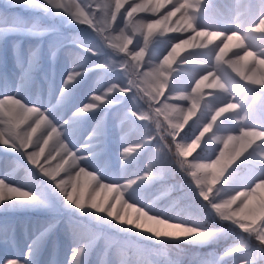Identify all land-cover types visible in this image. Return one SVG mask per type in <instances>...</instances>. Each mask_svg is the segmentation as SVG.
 <instances>
[{
  "label": "snow or ice",
  "instance_id": "6c2138e0",
  "mask_svg": "<svg viewBox=\"0 0 264 264\" xmlns=\"http://www.w3.org/2000/svg\"><path fill=\"white\" fill-rule=\"evenodd\" d=\"M34 2L14 0L16 4ZM46 3L91 28L117 58L110 57L106 65L97 67L118 69L126 78L123 85L114 83L102 93H93L71 119L110 105L114 93L130 96L133 107L129 109L130 117L125 119L130 120L133 128L142 125L143 134L139 140L126 143L122 159L127 162L149 149H153L152 158L141 175L127 179L124 184L104 182L84 163L82 149L88 145L76 148L66 142L63 131L68 120L63 124L54 122L46 109L25 104L14 95L0 96V145L22 152L75 209L90 208L121 225L168 241L193 236L208 241L224 233V228L169 219L125 199V192L137 183L165 178L160 156L166 154L185 175L188 186L204 202V207L237 237V242L221 255L209 254L198 264H222L229 259L236 264H264V43L245 44L252 34H259L264 41V0L255 4L247 0L242 7L254 19L226 30L210 25L204 18L206 0H46ZM137 13L152 15L137 18ZM138 36L142 37L143 46ZM157 37H171L159 52L153 50ZM216 39L219 43L213 45ZM134 41L136 46L130 47ZM233 41H237L234 46L239 51L233 53L234 59L226 60ZM86 51L96 54L90 48ZM182 52L186 54L181 55ZM249 61L252 66L246 72ZM182 72L189 77L188 87L176 83ZM80 75V71L70 72L65 87ZM212 100L217 103L213 105ZM224 117L234 122V128L225 127ZM193 127L195 131L189 137L188 130ZM94 135L95 131L89 139ZM208 141H214L210 154L196 153L200 149L196 145L202 148ZM82 176L95 182L94 191L107 187L115 192V203H98L94 197L86 200L79 184ZM34 197V193L0 180V203ZM117 203L134 208L135 217L117 210ZM53 227L49 225L36 237L24 259L6 258L4 264H30L34 246ZM84 251V244L74 247L69 264H82Z\"/></svg>",
  "mask_w": 264,
  "mask_h": 264
},
{
  "label": "rangeland",
  "instance_id": "374dc122",
  "mask_svg": "<svg viewBox=\"0 0 264 264\" xmlns=\"http://www.w3.org/2000/svg\"><path fill=\"white\" fill-rule=\"evenodd\" d=\"M224 1L206 0L205 9L212 10L213 14L220 12ZM238 2L237 9L241 6L237 15L239 18L235 22L237 21L236 24L243 26L245 20L250 19L247 10L242 7L247 0H239ZM249 2L255 4L257 0H249ZM48 11H55L63 16L68 14L63 10L51 7L46 3V0H35L32 4H16L14 0H0V95H14L21 99V96L25 98V95L29 92L40 93L42 102L39 103V106L28 101L25 104L45 108L50 117H56L59 123L62 120L63 122L68 120L69 124L64 125L63 136L67 134V136H64L66 142L74 143V147H81L85 144L84 142L88 145L89 142L83 137L90 136L89 134L95 131L96 135L92 136L91 140L89 139L91 142L93 141L92 144L83 151L89 162L96 164V170H90L98 172L99 169H102L103 172L101 171L98 176L104 182L122 185L127 179L141 175L153 154V149H149L139 153L134 159L127 162L122 159L121 153L126 143L139 140L142 136L137 128H133L130 120L125 119L126 116L130 117L129 109L133 107L131 97L114 93L111 97L113 103L110 105H106L98 111L81 115L74 120L71 118L76 109L84 105L81 101H77L74 95L77 87L84 88L83 83L87 82L85 88L90 85L96 89L91 94L102 93L111 84L123 85L126 78L118 69L97 67L101 64L106 65L110 57L117 58L112 56L111 51L104 46L101 38L91 28L77 22L75 25L65 22L58 27L52 22H43L38 18L37 13H47ZM205 14L204 17L207 22L219 25L215 16L208 12ZM145 15L150 16L152 14L137 13L136 17L141 18ZM170 38L157 37V43L153 50L159 52ZM249 39L251 43L257 46L264 43L259 34H252ZM137 40L140 46H143L142 37L138 36ZM134 46H136L135 41L130 47ZM66 48H70L71 51L77 54L72 71H80L81 75L72 84L67 87L61 85L62 88L58 89L54 75L59 59L52 53ZM89 48L96 54L92 55L87 52L86 49ZM181 55H183V52ZM183 75V72L179 74L176 83L182 81ZM13 76L17 81L12 79ZM14 81L16 84L12 83ZM61 89H64L65 93H62ZM131 119L134 120V118ZM222 120L225 127L231 126V120L226 119V117ZM231 127L234 128V126ZM194 131V127L189 129L188 136L191 137ZM116 142L117 151L114 152L112 148L113 143L116 144ZM106 150L112 154L107 153ZM104 151L108 155L109 164L106 163L107 159L100 161L102 155H105ZM196 153L208 155L210 151L201 152V149H197ZM196 153H193V155H196ZM163 158L183 183L184 197H179L177 200L172 198L171 191L175 186L172 182H168L165 177L162 180H155L158 181L156 186L153 185L154 181L137 183L125 192V199L129 202H138L142 207L151 208L155 213L166 218L185 223H201L200 218L213 215L208 208L204 207V202L196 192L188 186L187 178L173 159L162 153L160 159ZM189 160H191V157H189ZM244 170L242 167L241 171ZM3 175L26 178L34 187V189L27 191L34 193L35 197L33 200L28 201L15 199L0 203V230L2 229V232H0V248L16 249L19 236L24 237L28 229L36 224H39L40 227L34 236L30 235L33 241L49 225H54L50 231H53L54 234L56 232L55 239L51 238L53 241L75 236L76 239L70 248L73 249L80 244L85 245L82 264H96V261H98V264H108L110 260L117 261L116 264H174L160 262L162 257L175 260L177 263L182 261L183 264H198L199 260L209 258V254L214 253L218 257L227 247L237 242V237L230 233L228 225L222 223L218 218L216 220L211 218L212 227L224 228L225 232L218 234L211 240L204 241L202 238L193 236L186 240L168 241L164 238H156L149 233H142L133 227L121 225L108 218L106 214L96 213L90 208L75 209L64 200L52 182L26 160L22 152L11 147L2 148V145H0V180H4ZM110 176L113 178H109ZM90 182L91 180L86 176H82L79 181L85 199L90 201L94 197L98 203H108L107 197H99L101 194L93 197L87 196ZM155 199H159V201L156 202ZM173 200L176 201V204ZM127 209L125 210L129 213ZM135 215V211L130 214L131 217H135ZM85 219L94 225V233L87 232L81 226V220ZM95 221H98V223ZM50 234L48 231L39 244L34 246L30 264H40V250L49 239ZM186 241L191 242L189 247L184 246ZM166 246L170 248L164 251L163 248ZM28 249L29 246L27 248L23 247L17 258L24 259V253L28 252ZM72 249L68 250L69 253L67 252L68 259L71 256ZM167 252L168 255L165 256ZM195 252H199L201 255L192 256ZM53 262L54 260L51 261V263ZM0 264H4V260ZM222 264H236V262L234 259H229L222 262Z\"/></svg>",
  "mask_w": 264,
  "mask_h": 264
},
{
  "label": "bare ground",
  "instance_id": "6f19581e",
  "mask_svg": "<svg viewBox=\"0 0 264 264\" xmlns=\"http://www.w3.org/2000/svg\"><path fill=\"white\" fill-rule=\"evenodd\" d=\"M239 0H225L223 5L221 6V11L219 12H216L215 14H213L212 10L208 9L205 11V13H210L211 15L215 16L218 20V24L219 25H215V24H211L209 23L210 25H214L215 27H217L218 29L220 30H226L229 26H236V22L235 20H237L239 17L237 16L238 13H239V10H240V6L239 8L237 9L238 5H239ZM129 2H131V0H129ZM222 4V3H221ZM125 7H127V4H125ZM234 8L235 11H234ZM243 9V8H242ZM161 11H166V9H161ZM206 15V14H205ZM241 17V16H240ZM205 18V17H204ZM175 19V18H173ZM251 19V17H250ZM254 19V17H253ZM209 30H214V29H209ZM241 35H243V33H240ZM171 35V34H170ZM187 35V34H185ZM215 43H219V39H216L213 41V45ZM237 43V41H233L232 44H233V47L230 49V51L227 53L225 59H229V58H235L233 56V53L239 51L238 48H236L234 45ZM247 43H251L250 42V39L246 40L245 41V44ZM256 43V42H255ZM213 45H210L209 47H212ZM24 51V50H23ZM32 51V50H31ZM188 51H192V49H188ZM30 53V52H29ZM51 53V52H50ZM32 54H33V51H32ZM49 54V53H48ZM47 54V55H48ZM52 54H54L58 59V63H57V67H56V70H55V75H54V78H55V82H56V86L59 88H62L61 85L65 86V78L67 77V75L72 72V68H74L73 66V62H74V59L77 57V54L74 52V51H71L70 48H66V49H61V50H58V51H54ZM186 54L183 52V55ZM242 54V53H241ZM49 56V55H48ZM50 58V56L48 57ZM76 63V62H75ZM252 66V62L249 61L248 62V66L245 68V71L247 72ZM49 67V66H48ZM77 71V70H76ZM49 72V71H48ZM45 75V74H44ZM16 76V75H15ZM18 78V77H17ZM182 81H180L179 83H177L179 86L181 87H188L190 86V81H189V77L186 76V75H183L182 77ZM12 79H15V77L13 76ZM16 80V79H15ZM9 81V80H8ZM17 81V80H16ZM20 81V79H19ZM13 84H16V82H12ZM20 83V82H19ZM18 83V84H19ZM88 83L85 82L83 83L84 85V88L81 87V88H78L76 89L75 91V96H76V99L77 101H81L82 103L86 104L89 102V99L90 97L92 96L91 92H95V87H91L90 85L85 88V85H87ZM21 85V84H20ZM12 86V85H11ZM38 89V88H37ZM57 89V88H56ZM15 90V89H14ZM17 91V90H16ZM45 91V90H44ZM60 91V90H59ZM58 91V92H59ZM207 91V90H206ZM218 91V90H217ZM6 93V92H5ZM43 93V92H42ZM65 93V92H64ZM7 94V93H6ZM19 94V93H17ZM61 94V93H60ZM8 95V94H7ZM45 95V93H44ZM43 95V96H44ZM0 96H3V95H0ZM26 97H22L21 96V99H22V102H30L31 104H36L37 106H39V103H41V98H40V93H34V92H29L25 95ZM19 98V97H18ZM75 100V99H74ZM44 102V100H43ZM211 103L213 105H215L217 103V101L215 100H212ZM44 104V103H42ZM47 104V103H46ZM29 105V104H28ZM40 108V107H39ZM45 109V108H44ZM98 111V110H96ZM98 113V112H97ZM204 115V113H201V115ZM57 115V114H56ZM52 117V116H51ZM59 117V116H58ZM225 118V117H224ZM53 120H55L54 122H57V118L56 117H53L52 118ZM103 119V118H102ZM226 119H229L228 117H226ZM231 120V119H229ZM232 121V120H231ZM230 121V122H231ZM61 123L63 122L60 121ZM229 122V123H230ZM63 124V123H62ZM231 126H234V122L232 121V124ZM230 126V127H231ZM94 130V129H93ZM87 132V131H86ZM84 133V132H83ZM89 133V131H88ZM86 133V134H88ZM91 135V134H89ZM64 136H67V134H64ZM85 136V135H84ZM70 137V136H69ZM68 137V138H69ZM85 140H87L89 142L88 146L92 144V142L89 140V136L86 135L85 137H83ZM94 138V137H93ZM80 141V140H79ZM82 141H84L82 139ZM81 142V141H80ZM83 143V142H82ZM81 143V144H82ZM86 144V142H84ZM72 146L74 143H70ZM94 145V144H93ZM123 146V145H122ZM74 147V146H73ZM2 148H6L5 146L2 145ZM77 148V147H76ZM80 148V147H78ZM8 149V148H7ZM86 148L82 149V152L85 150ZM109 149V148H108ZM114 152L117 151V142L116 144L113 143V148ZM119 149V148H118ZM4 151V150H3ZM107 151V150H106ZM106 151H104V154L105 155H102V158L100 161H103L105 159L108 158V155L105 153ZM19 153V152H18ZM85 153V152H84ZM107 153H111L109 151H107ZM112 154V153H111ZM109 154V155H111ZM85 157L87 156L86 154L84 155ZM110 157V156H109ZM104 158V159H103ZM112 158V157H111ZM108 159H107V164L108 163ZM117 162V161H116ZM84 163L87 165V167L89 169H95L96 168V164L95 163H91L89 162L88 158L86 157ZM101 163V162H100ZM6 164V163H5ZM116 165V164H115ZM113 167V166H112ZM6 168V167H5ZM99 168V167H98ZM101 168V167H100ZM111 168V167H110ZM9 170V169H8ZM96 170V169H95ZM98 170V169H97ZM102 169H99L98 172L95 171V173L97 175H100ZM103 172V171H102ZM6 174V173H5ZM4 176V180L6 179L7 183L10 184V185H14L18 188H21V189H24V190H29V189H34L33 185H31V183L24 177H12V176H7V175H3ZM6 176V177H5ZM109 178H113L112 176H110ZM115 178V177H114ZM90 179V178H89ZM91 180V179H90ZM94 181L91 180L90 182V188L87 190V196L88 197H93L94 195H97L99 196L100 194V198L105 196L108 198V203H115V201L113 200V197L116 195L114 192H110V191H105L103 189H96L95 191L93 190V185H94ZM34 192V191H33ZM116 208L121 211L122 213L125 212L127 209L126 206L124 207H121V204L120 203H117L116 204ZM128 212L130 214H133V212L135 211L136 213V210L135 209H132V208H128L127 209ZM44 224V223H43ZM39 224H36V225H33L31 226L28 231H27V234L24 236V237H21L19 236L20 238L17 239V242H18V245H17V248L16 249H11V248H8V247H1L0 248V262H3V260H5L6 258H17L18 256V253L22 250L23 247H28L30 244H32V241L33 239H31V236L30 235H33L36 233L37 229L39 228ZM134 228V227H133ZM0 232H2V229L0 230ZM51 234L49 235V239L45 242V244L43 245L42 249L40 250V264H69V259L67 257V252L69 249H72L70 248L72 246V244L74 243L75 241V236H68V237H65V238H62L61 240H55L53 241L51 238H54L56 237V232L55 234L53 233V231H49ZM142 232V231H140ZM142 233H146V232H142ZM38 235V234H37ZM35 240V239H34ZM11 246V245H10ZM37 247V246H36ZM35 248V247H34ZM22 253V252H21ZM27 253V252H26ZM69 253V252H68ZM23 254V253H22ZM25 254V253H24ZM21 255V254H20ZM69 255V254H68ZM24 256V255H23ZM115 259V258H114ZM53 263H51V261H53ZM50 262V263H49ZM116 262H113L112 260H110L108 262V264H116ZM95 264V263H94ZM96 264H98V261H96Z\"/></svg>",
  "mask_w": 264,
  "mask_h": 264
},
{
  "label": "trees",
  "instance_id": "16d2710c",
  "mask_svg": "<svg viewBox=\"0 0 264 264\" xmlns=\"http://www.w3.org/2000/svg\"><path fill=\"white\" fill-rule=\"evenodd\" d=\"M37 14H38L37 15L38 18L41 19L43 22H52V23H54V25H56L58 27H60L65 22L71 23V25H75V23H76V21L73 20V18L70 16V14H65V16H63V15H61V14L55 12V11H48L47 13H37ZM0 48H1V42H0ZM136 128H137V130L139 131L140 134H143V126L142 125H140V126H138ZM160 164L165 169V177L168 179V182H172L173 185L175 186L172 189V191H171L172 198L177 200L179 197H184V194H183L184 188L182 187L183 183L181 182V180L178 177V175L175 173L174 170H171L170 166L168 165L167 161L164 158L160 159ZM156 184H158V181H154L153 185L156 186ZM175 200H173V201H175ZM155 201L158 202L159 199H155ZM174 204H176V201H175ZM211 218L213 220H216V217L214 215H211L210 217L204 216L203 218H200V219H201V221L203 223H206V224L212 226L213 224L210 221ZM95 222L98 223V221H95ZM81 226L89 233H94L95 232L94 225L90 221H88L86 219L85 220H81ZM190 245H191V242L186 241L184 246L189 247ZM167 248H170V247L166 246V247L163 248V250L166 251ZM171 249L173 250V248H171ZM167 255H168V252H167V254H165V256H167ZM200 255H201V253H199V252H195V253L192 254V256H194V257L200 256ZM160 262H162V263L183 264L182 261L180 263H177L175 260H169V259H167V258L165 259L163 257L160 259Z\"/></svg>",
  "mask_w": 264,
  "mask_h": 264
},
{
  "label": "clouds",
  "instance_id": "9594fccd",
  "mask_svg": "<svg viewBox=\"0 0 264 264\" xmlns=\"http://www.w3.org/2000/svg\"><path fill=\"white\" fill-rule=\"evenodd\" d=\"M197 148H200L201 149V152H204L205 150L207 151H211L212 148L214 147V141H208V142H205L203 147L201 148L200 145H196ZM103 190L105 191H108V188L107 187H104ZM115 193V192H114ZM116 194V193H115Z\"/></svg>",
  "mask_w": 264,
  "mask_h": 264
}]
</instances>
